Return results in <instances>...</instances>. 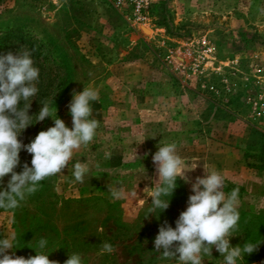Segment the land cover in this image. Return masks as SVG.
<instances>
[{
    "label": "rangeland",
    "instance_id": "rangeland-1",
    "mask_svg": "<svg viewBox=\"0 0 264 264\" xmlns=\"http://www.w3.org/2000/svg\"><path fill=\"white\" fill-rule=\"evenodd\" d=\"M261 8L264 0H146L144 19L133 20L131 7L117 9L110 0H0V55L26 47L39 69L32 125L18 139L28 144L54 126L51 117L36 121L42 102L71 129L73 91L99 93L90 102L96 136L72 161L86 160L90 173L74 182L66 167L20 207L0 209V238L16 237L9 252L35 256L31 247L43 237V251L59 264L73 252L83 264H178L162 258L154 240L164 221L176 227L191 184L177 178L172 196L164 197L169 208L145 218L151 192L144 189L158 179L152 155L163 140L175 143L186 163H198L186 173L192 182L205 164L225 176V193L239 188V230L230 244L262 241L237 264H264ZM19 155L17 173L32 159L23 149ZM109 184L123 187L125 197L112 198ZM104 242L111 253L101 251ZM222 259L213 248L203 264Z\"/></svg>",
    "mask_w": 264,
    "mask_h": 264
},
{
    "label": "clouds",
    "instance_id": "clouds-1",
    "mask_svg": "<svg viewBox=\"0 0 264 264\" xmlns=\"http://www.w3.org/2000/svg\"><path fill=\"white\" fill-rule=\"evenodd\" d=\"M260 11L264 14V8ZM38 79L39 69L34 66L32 52L26 47L21 46L16 54L8 52L0 55V186L10 174L6 187H0V209L20 207L29 196L39 191L42 181L62 174L66 167L74 182L79 183H83L91 171L86 160L72 161L75 152L93 141L99 127V121L91 118L93 110L90 102L99 99V93L93 87H84L82 92L73 91L72 100L67 105L72 117L71 129L58 118L56 107L50 108L49 103L44 101L35 115L36 121L42 122L51 117L54 126L40 131L28 144L18 139L32 125L29 109L32 98L38 93ZM20 101H23V107L19 106ZM156 147L158 150L152 155V162L158 179L154 181V187L144 189V192H151V207L145 218L154 215L157 209L163 212L169 208L170 199L164 197L172 196L177 178L191 184L192 194L188 197L186 210L175 221V228L167 221L160 225L154 240L155 251L160 252L162 258L176 259L178 264H203L205 257H212L213 248L223 258L222 264H237L245 255L258 251L262 241H246L236 246L230 244V238L239 230V188L225 193V176L205 164L203 175L192 182L186 173L194 171L198 163H186L178 154L175 143L161 140ZM22 149L31 154V167L25 162L23 170L17 173L15 169L20 165ZM135 154L137 156L136 149ZM107 190L114 199H122L126 195L121 186L109 184ZM15 239V235L0 238V264H59L50 260L49 253L43 251L48 245L46 238H40L31 247L37 254L28 258L15 256L14 251L9 252L17 247ZM101 251L111 253L113 247L104 242ZM64 264H83L82 256L73 252Z\"/></svg>",
    "mask_w": 264,
    "mask_h": 264
},
{
    "label": "built area",
    "instance_id": "built-area-1",
    "mask_svg": "<svg viewBox=\"0 0 264 264\" xmlns=\"http://www.w3.org/2000/svg\"><path fill=\"white\" fill-rule=\"evenodd\" d=\"M111 4L119 9L123 7H131L133 20L144 19L142 14L145 9L146 0H110Z\"/></svg>",
    "mask_w": 264,
    "mask_h": 264
},
{
    "label": "trees",
    "instance_id": "trees-1",
    "mask_svg": "<svg viewBox=\"0 0 264 264\" xmlns=\"http://www.w3.org/2000/svg\"><path fill=\"white\" fill-rule=\"evenodd\" d=\"M170 214L169 213H159L158 214V218L160 219H162V218H165V217H167V216H169Z\"/></svg>",
    "mask_w": 264,
    "mask_h": 264
}]
</instances>
